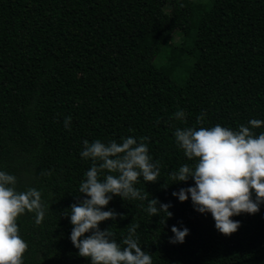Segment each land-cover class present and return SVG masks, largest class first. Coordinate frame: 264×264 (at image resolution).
Listing matches in <instances>:
<instances>
[{"label":"trees","instance_id":"obj_1","mask_svg":"<svg viewBox=\"0 0 264 264\" xmlns=\"http://www.w3.org/2000/svg\"><path fill=\"white\" fill-rule=\"evenodd\" d=\"M179 110L183 121L174 117ZM252 119L264 121V0H0V171L50 206L39 225L27 210L17 219L28 245L23 264H90L73 246L65 216L84 198L79 185L92 165L80 156L83 141L129 136L148 137L160 167L156 182L141 177L134 187L170 203L172 216H150L148 200L116 195L103 210L118 215L101 230L123 247L138 224L152 264H264V203L231 217L240 227L226 236L190 195L183 202L172 195L194 186L192 178L169 176L197 162L177 145V128L238 131ZM251 130L259 135L264 125ZM172 226L189 230L183 243L169 242Z\"/></svg>","mask_w":264,"mask_h":264},{"label":"clouds","instance_id":"obj_2","mask_svg":"<svg viewBox=\"0 0 264 264\" xmlns=\"http://www.w3.org/2000/svg\"><path fill=\"white\" fill-rule=\"evenodd\" d=\"M174 117L183 121L185 113L179 110ZM196 121L203 124L204 113L197 116ZM63 123L66 129H71V117H65ZM248 124L251 128L240 125L238 131L217 124L208 128H177L174 132L185 156L197 162L194 166L184 164L178 171L169 173L174 182L187 181L189 177L194 181V186L181 188L172 195L181 202L190 195L195 210L210 212L215 228L226 236L240 227V222L231 217L255 214L264 203V132L256 135L251 130L264 125V121L252 119ZM147 140L145 136L138 142L129 136L122 138L121 143L83 141L80 156L90 158L92 165L79 185L84 198L70 205L71 214L65 216H70L73 226L70 234L73 246L80 256L90 258V264H152L151 255L142 250L138 242V224L128 229L123 247L112 238L114 233L108 228H99L100 222L116 219L118 213L114 210H103L116 195L124 200H148L150 216L161 211L165 217L172 216L168 211L170 203L149 199L147 192L134 187L141 177L144 182H156L160 176L159 161H152ZM16 184L14 175L0 171V264H23L28 245L19 235L18 217L26 210L34 212L35 223L39 225L50 207L42 201L40 191L35 188L17 191ZM165 217L160 220L162 224ZM171 231L174 235L169 242L173 244L183 243L189 232L186 227L178 229L176 226H172Z\"/></svg>","mask_w":264,"mask_h":264},{"label":"rangeland","instance_id":"obj_3","mask_svg":"<svg viewBox=\"0 0 264 264\" xmlns=\"http://www.w3.org/2000/svg\"><path fill=\"white\" fill-rule=\"evenodd\" d=\"M191 3H192V1H188L187 2L188 5H191ZM172 40L174 42H177L178 43L181 40V35L179 33H177V32H173V34H172ZM164 50H166V48ZM164 50L161 51L160 53H158V55L162 54L164 52ZM160 62H161V59H156V63L157 64L160 63ZM177 81L180 82L179 80H177Z\"/></svg>","mask_w":264,"mask_h":264}]
</instances>
